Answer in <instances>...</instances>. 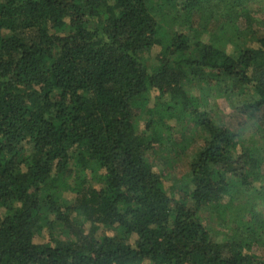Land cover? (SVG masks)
<instances>
[{
    "label": "trees",
    "instance_id": "trees-1",
    "mask_svg": "<svg viewBox=\"0 0 264 264\" xmlns=\"http://www.w3.org/2000/svg\"><path fill=\"white\" fill-rule=\"evenodd\" d=\"M212 1L0 0V264H264L253 252L263 226L215 241L198 215L263 163L186 89L247 93L236 110L264 127V35L231 7L235 50L202 43L192 19L207 23ZM178 19L179 31L166 26ZM186 119L204 134L189 165L192 207L147 159ZM101 228L111 234L97 237Z\"/></svg>",
    "mask_w": 264,
    "mask_h": 264
},
{
    "label": "rangeland",
    "instance_id": "rangeland-1",
    "mask_svg": "<svg viewBox=\"0 0 264 264\" xmlns=\"http://www.w3.org/2000/svg\"><path fill=\"white\" fill-rule=\"evenodd\" d=\"M215 2L216 7L212 9L210 19L205 22L203 16L193 15L192 26L197 30L196 37L203 43L212 41L219 42L227 53L231 54L235 50L234 37L237 35L236 29L240 27L241 20L232 21L229 17V9L243 7L254 18V31L264 35V0H221ZM232 17V13H231ZM181 18V17H180ZM182 19V18H181ZM177 20L175 24L169 22L168 28L179 31L183 28L182 20ZM203 20V21H202ZM205 22V26L199 25ZM239 29V28H238ZM186 34H188L186 32ZM194 38V36L192 37ZM233 41H230V40ZM188 55V54H186ZM147 65L156 64L157 52L151 50L143 53ZM201 84H187L186 89L202 108L209 113L211 118L220 125L228 126L239 136L241 147L252 150L258 158L263 160L261 166L256 170L254 179H250L248 187H241L236 184L232 190L231 198L226 197L218 206L207 205L199 210L201 224L210 232L215 241H226L232 238L235 230L241 231L242 226H263L262 230L256 231L259 234V244H254L253 252L264 258V127L254 119L245 118L236 110L242 102L249 98V94H238L236 97L207 93ZM204 90V91H203ZM154 95L147 97L146 108H151L154 104ZM141 109V108H140ZM140 109L135 110V126L140 132L143 129L145 116L140 115ZM169 124V122H168ZM170 131L163 132L162 138L167 140L162 146L155 145L147 154L148 162L156 166L163 176V185L167 194L173 200H183L188 207H192L187 197L189 185V165L194 157L196 148L202 143L204 134L199 128L186 119L182 123L170 122ZM165 133V134H164ZM28 150L29 146H25ZM73 178V173L71 175ZM88 178V177H87ZM68 200L69 193L64 195ZM87 231L89 226L84 225ZM54 239L65 241L64 234L56 229ZM110 235L111 232L101 228L97 232V237ZM49 239L48 232L35 237L37 243H45Z\"/></svg>",
    "mask_w": 264,
    "mask_h": 264
}]
</instances>
